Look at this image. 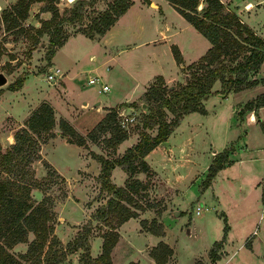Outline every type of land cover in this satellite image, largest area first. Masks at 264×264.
Masks as SVG:
<instances>
[{
    "label": "rangeland",
    "instance_id": "1",
    "mask_svg": "<svg viewBox=\"0 0 264 264\" xmlns=\"http://www.w3.org/2000/svg\"><path fill=\"white\" fill-rule=\"evenodd\" d=\"M15 1L0 0V15ZM74 1L59 0L57 6L60 12L72 6ZM114 1L87 0L82 21L63 23L65 33L74 36L67 38L64 47L57 48L51 60L45 57L50 36L43 34L37 43L32 37L35 35L34 29L52 16L51 11L40 10L45 5L44 1L32 3L29 16L22 21L30 29L29 32L6 30L0 25V72L7 77V82L0 85V155L14 142V131L44 101L55 106L57 114L68 118L81 133L86 132L96 116L101 114L96 109V101H100L99 105L103 109L104 106L122 102L114 107L124 108L135 117L124 128L128 137L115 147L110 145V133L107 132L101 134L97 142L89 140L84 145L87 157L97 162L89 167L93 172L81 171V179L84 176L91 181L76 180L80 177L77 176L78 170L86 166L87 157L83 147L54 136L56 131H61L56 120L54 137L44 146L46 158L41 154V159L24 167L19 164L2 170V177L17 180L16 184L37 181L42 185L30 187L31 199L40 201L48 196L52 199L54 234L63 246L86 224L92 226L90 235L96 233L102 237L103 244L102 235L111 224L93 219V214L100 206L99 201L107 196L101 188L98 174L94 172L100 165L95 155L108 158L121 156L128 145L138 141L140 131L146 129L156 134V126L144 128V118L153 105V101L146 98L147 90L154 84L167 87L185 83L188 73L186 67L199 52L196 39L199 45L203 41L209 43L167 0H159L158 7L155 0L151 4V0H129L130 7L120 15L111 30L114 37L112 43L108 44L109 48H105L102 41L97 42L82 34L81 30ZM251 1L254 6L249 9L245 7L248 0H231L226 4L236 11L239 18L246 19L250 24H264V0ZM259 30L264 37V30ZM174 46L178 47L182 56L180 64L174 61ZM51 68H59L60 75L49 81L46 76ZM19 75H26L24 85L17 90L9 89L8 85ZM252 75L258 79L264 78V64ZM90 77H100L101 80L89 84ZM104 84L109 86L108 90H102ZM213 89L217 93L207 98L206 113L195 111L183 116L165 140L167 143L160 142L145 156L151 173L135 174L144 182L149 181L150 187L146 198H138L134 194L136 201L144 206L143 209L138 208V216L134 218L139 221L141 230L153 234L155 242L147 246L143 257L133 252L127 239L117 230L119 239L110 253L112 264H160L152 255L160 256L161 262L166 259L163 264H264V130L261 126V122H264V107L258 113V118L254 117L255 122L249 120V110H245L243 115L238 113L247 100L264 92V82L240 92L230 91L226 95L219 92V81ZM85 101L88 105L83 108ZM75 107L79 108V112ZM172 117L167 112V119ZM224 148L231 151L229 161L231 163L234 159V163L222 175H215L211 185L204 187L209 164L216 153ZM47 161L63 174L61 178L50 180L45 166ZM21 172L22 178L19 176ZM127 177L128 173L116 166L111 181L123 186ZM69 194H72L74 202L65 204ZM82 201L85 212L80 220ZM198 205L202 211L197 214ZM68 213L73 221L78 222L73 224ZM224 219L229 225L225 237ZM141 220L146 221L145 226H142ZM70 229L71 238L65 244L61 237L68 239L67 230ZM131 233L126 229L127 235ZM34 238L35 233L30 231L28 240ZM163 241L172 252L167 254L161 246ZM216 241L222 243L216 248L220 258L212 261L209 251ZM95 243L99 244V240L94 239ZM102 244L99 253L93 250L97 256L102 252ZM27 247L28 242H20L10 250L20 253L25 252ZM77 251V257L72 255ZM82 253V248L77 249L71 254L72 257L68 254L62 264H83L80 260Z\"/></svg>",
    "mask_w": 264,
    "mask_h": 264
},
{
    "label": "trees",
    "instance_id": "2",
    "mask_svg": "<svg viewBox=\"0 0 264 264\" xmlns=\"http://www.w3.org/2000/svg\"><path fill=\"white\" fill-rule=\"evenodd\" d=\"M38 1L45 2L40 10L51 11L52 16L34 29L35 35L32 37L34 43H37L43 34L50 36L45 57L51 60L57 48L69 37L64 31L63 23L82 21L87 0H75L63 13L57 6L59 0H16L9 8L2 11L0 25L6 30L29 32L30 29L26 28L22 21L29 16L31 4ZM167 1L207 38L211 46L204 55L186 67L188 73L185 83L167 87H158L154 84L147 90L146 98L153 101V105L144 118V128L156 126V134L146 129L140 131L138 141L128 147L121 156L108 158L95 155L101 165L98 176L101 188L110 194L106 203L98 207L93 214V219L111 224L108 231L102 235L104 238L102 252L97 257H92L90 254L89 237L92 231L90 224L84 225L66 245L59 244L54 234L55 211L52 209L54 206L52 199L48 196L35 201L30 196L31 186L42 185L37 181L30 184L17 178L22 181L20 185L16 184L17 180L1 175L4 169L8 170L19 164L24 167L42 158L41 144L53 136L55 125L54 109L49 102L44 101L30 113L24 124L14 131V142L0 155V264H62L68 254L79 248L83 249L80 258L83 264H112L110 253L119 239L117 228L129 218L137 217V210L144 208L136 201L134 194H137L138 198L148 197L149 181L144 182L135 176L137 172L151 173L145 156L168 138L173 127L183 116L195 111L206 113L204 101L210 95L217 93L213 89L217 81L220 82L221 95H226L230 91L240 92L254 87L261 81L264 82V78L258 79L252 75L260 69L264 61V37L243 22L236 11L221 0ZM129 7V0H115L108 9L82 29L81 33L90 38L105 34ZM173 54L177 63H182V56L177 46L173 47ZM1 55L0 51V57ZM160 78L162 81V77ZM25 79L26 75H19L8 85V88L11 90L21 88ZM261 107H264V92L247 100L238 113L243 115L245 110H249L258 118L257 110ZM117 110L118 107H110L86 134H82L70 122L61 118L60 134L68 142L85 145L89 140L97 142L100 135L107 132L110 133L108 137L110 145L115 147L128 137L126 129L118 123ZM167 112L173 115L172 119H167ZM261 126L264 130V122H261ZM230 153L227 148L216 153L208 166L204 187H208L213 177L225 164L230 163ZM45 166L48 168L50 180L61 178L51 164L45 162ZM115 166L122 167L128 173L123 186L111 181V172ZM19 176L22 178V172ZM262 199L264 200V189ZM224 220L225 237L229 225L227 220ZM153 222H156V219H153ZM145 223V220H141L142 226H145ZM30 231L35 233V238L32 240H28ZM20 242H28L27 250L20 253L12 252L10 249ZM221 244V241L214 242V247L209 251L212 261L220 258L216 248ZM161 246L165 248L167 254L172 252L166 242H161ZM152 256L160 264L166 261L164 259L161 262L158 255Z\"/></svg>",
    "mask_w": 264,
    "mask_h": 264
},
{
    "label": "crops",
    "instance_id": "3",
    "mask_svg": "<svg viewBox=\"0 0 264 264\" xmlns=\"http://www.w3.org/2000/svg\"><path fill=\"white\" fill-rule=\"evenodd\" d=\"M152 1L153 0H151L150 1V4L152 3ZM156 2H157V4H158V2H159V0H155ZM221 1H223L224 3H228V1H231V0H221ZM169 2V1H168ZM170 3V2H169ZM248 4H251L252 6H254V2H252L251 0H248V3H247V6H245V7H247V9H249V7H248ZM144 5H146V4H144ZM159 6V4L157 5V7ZM257 9L259 8L258 6L256 7ZM257 9L255 10V12L257 11ZM249 14V13H248ZM246 18V17H245ZM185 19V18H184ZM243 22H245V23H247L256 33H258V34H260L261 35V31L259 30V29H263L264 30V24L263 23H261V22H259L258 24H250L246 19L244 20L242 17L240 18ZM186 20V19H185ZM118 21V20H117ZM116 21V22H117ZM187 21V20H186ZM115 22V23H116ZM188 22V21H187ZM115 23L109 28V30H107V32H105V34H103V35H101V36H99V37H96V38H92V39H95L97 42H103V46L105 47V48H109L108 47V44H111L112 43V41H113V39H114V37L111 35V30L113 29V27H114V25H115ZM189 23V22H188ZM190 25H192L191 23H189ZM193 26V25H192ZM194 27V26H193ZM190 28V27H189ZM195 28V27H194ZM258 28V29H257ZM196 29V28H195ZM197 30V29H196ZM198 31V30H197ZM199 32V31H198ZM200 33V32H199ZM72 36H74V35H71V36H69V37H72ZM76 36V35H75ZM262 36H263V34H262ZM69 39V38H68ZM68 39L66 40V42L68 41ZM66 42L62 45V46H60V47H64V45H66ZM196 45L197 46H199V52L195 55V59L194 60H192L191 62H193V61H196L197 59H199L202 55H204L206 52H207V50L210 48V46H211V44H210V42L207 44V43H205L204 41H203V44L202 45H199L200 43L198 42V40L196 39ZM60 47L58 48V49H60ZM58 49L56 50V52H55V54L57 53V51H58ZM106 52H108V51H105V53ZM174 61L177 63V61L175 60V58H174ZM191 62H189V63H191ZM189 63H186V64H189ZM264 63H262V65H263ZM182 66V65H181ZM59 69V68H58ZM60 71V70H59ZM96 77H98V76H96ZM90 78H92V77H90ZM100 78V77H99ZM101 80V79H100ZM99 80V81H100ZM96 82H98V81H95L94 83H96ZM88 83H89V79H88ZM94 83H89V84H94ZM24 85V84H23ZM146 86V84L144 85V87ZM65 88V87H64ZM20 89V88H19ZM210 96H212V95H210ZM209 96V97H210ZM213 96H215V95H213ZM208 97V98H209ZM207 100V99H206ZM206 100L204 101V103L206 102ZM130 101V100H129ZM123 102H125V101H123ZM126 102H128V101H126ZM50 103V102H49ZM120 103H122V102H118L117 104H120ZM51 104V103H50ZM99 104H101L100 103V101H96L95 102V105H98L97 107H96V109H97V111H100L101 112V114L100 115H97L96 116V118H95V120L93 121V124H92V126L91 127H89V128H87L86 129V132H83L82 134H86V133H88L95 125H96V123L105 115V113L107 112V110L110 108V107H114V106H116L117 104H115V105H112V106H104V109L101 107V105H99ZM52 105V104H51ZM87 105H88V102L87 101H85L84 103H83V108L84 107H87ZM53 106V105H52ZM54 108H55V106H53ZM82 108V109H83ZM262 108V107H261ZM261 108H259L258 110H257V112L259 113L260 112V110H261ZM75 110L76 111H78L79 112V108L78 107H75ZM57 109L55 108V120L57 121V123L59 122V120H60V118L59 117H61V118H63V119H66L68 122H70V120L68 119V118H66V117H64V116H60V115H58L57 114ZM189 114V113H188ZM188 114H186V115H188ZM185 115V116H186ZM184 116V117H185ZM248 116H249V120L251 121V122H255L256 121V119H254V117L256 116L255 115V113L254 112H249V114H248ZM251 119H254V120H251ZM71 123V122H70ZM71 124H73V123H71ZM76 128V127H75ZM77 129V128H76ZM78 130V129H77ZM79 131V130H78ZM80 132V131H79ZM54 136H60V137H62V138H64L66 141H67V139L65 138V137H63L62 135H60V133H59V131H56V135H54ZM54 136H51L48 140H50L52 137H54ZM47 140V141H48ZM46 141V142H47ZM46 142H44L43 144H42V146H41V149H40V153L41 154H43V158H46V156H45V153H44V146H45V143ZM68 142V141H67ZM69 143H72V142H69ZM73 144H76V143H73ZM132 144L133 143H131V145H128L126 148H128V147H130V146H132ZM76 145H78V144H76ZM80 147H83L84 148V154L86 155V151H85V146L84 145H79ZM126 148H125V150H126ZM152 151V150H151ZM216 151V150H215ZM217 152V151H216ZM213 153H214V151H213ZM148 156V155H147ZM86 157H87V155H86ZM146 158V157H145ZM98 161V160H97ZM233 161H234V159H233ZM231 162L230 164H227L226 166H224L217 174L218 175H222L223 173H224V170L225 169H227V167H229L230 165H232V163H234V162ZM49 164H51L56 170H57V172L60 174V175H62L63 176V174L52 164V163H50L49 161H47ZM88 162H89V164H88ZM99 162V161H98ZM95 163H97L96 161H94L93 159L91 160V159H89L88 157H87V163H86V166L85 167H83V168H80L79 170H78V174H77V176H80V177H77V178H79V179H76L77 181H80V182H83L84 180H90V178H84V176H83V179H81V171L82 170H88V172H93L92 170L90 171V165H95ZM100 163V162H99ZM98 170H94V172H95V174L97 173L98 174V176H99V174H100V169H101V165H99L98 164ZM116 167V166H115ZM114 167V168H115ZM113 168V169H114ZM122 168V167H121ZM113 169H112V172H111V179H112V175H113ZM123 169V168H122ZM99 172V173H98ZM217 174H216V176H217ZM122 176L121 177H123V178H125V176L123 175V174H121ZM138 178V177H137ZM140 179V178H139ZM67 180V179H66ZM73 180V179H72ZM140 180H142L143 181V179H140ZM262 180V179H261ZM261 180H259L257 183H259ZM68 181V180H67ZM91 181V180H90ZM113 182V181H112ZM68 183H69V181H68ZM73 183H75V182H73ZM91 183V182H90ZM114 183V182H113ZM211 183H212V181H211ZM70 184V183H69ZM73 185V184H72ZM121 185V184H120ZM120 185H118V186H120ZM211 185V184H210ZM71 186V185H70ZM71 188V187H70ZM105 191V190H104ZM105 193L107 194V196L105 197V198H103L101 201H99L100 203H99V205L100 206H102V205H104L105 203H106V201H107V199H108V197L110 196V194H108L106 191H105ZM72 194H69V196L65 199V204L67 203V202H69V201H72V203L74 202V200H73V196H71ZM89 197V196H88ZM87 199V198H86ZM84 201V200H83ZM83 201L82 202H80V206H82V216H80L81 217V219L80 220H82L83 218V212H85V204L83 205ZM77 202V201H76ZM100 206H98V207H100ZM202 211V209L199 211V212H196L197 214L198 213H200ZM68 216H69V218H71V222L73 223V224H75V223H77L78 221H73L72 220V217H71V214L70 213H68ZM139 221H137L136 220V218H134V217H132V218H130V219H128V220H126L125 222H123L118 228H117V230L121 233V235H123L126 239H127V241L129 242V244L131 245V247L134 249L133 250V252L135 253V254H142V256L144 257L145 255H146V249H147V246H149L150 244H152V243H154L155 242V237L153 236V234H151V233H149V232H146L145 230H141L140 229V227H139ZM126 229H129L132 233L131 234H129V235H127L126 234ZM67 232H68V235H67V237H68V239H64V238H62L61 237V240L63 241V242H65V244L67 243V241L71 238V235L70 234H72V230L70 229V230H67ZM66 232V233H67ZM94 239H98L99 240V244H97V243H95V245H94ZM102 237H100V236H97V234L96 233H94V236H91L90 235V237H89V242H90V249H91V256H93V257H96L97 256V253H99L100 251H99V248H100V245L102 244ZM164 241H166V242H168L167 241V239H165L164 238ZM97 245V246H96ZM80 249V248H79ZM96 250L97 251V253H94L93 252V250ZM75 252V251H74ZM78 252L79 251H77V253H75V254H72V255H74L75 257H77V254H78ZM71 254H69L68 256L69 257H72V255Z\"/></svg>",
    "mask_w": 264,
    "mask_h": 264
},
{
    "label": "built area",
    "instance_id": "4",
    "mask_svg": "<svg viewBox=\"0 0 264 264\" xmlns=\"http://www.w3.org/2000/svg\"><path fill=\"white\" fill-rule=\"evenodd\" d=\"M60 75V71L58 68L53 70L52 68L50 69V73L47 74L46 78L47 80H52L55 78L56 75ZM95 81H99V78H90L89 82L94 83ZM109 86L107 84H104L102 86V90H108ZM118 113V123L120 124L121 127L126 128L131 122L135 120V117L133 115H130V113L126 112V109L121 108L117 110ZM202 208L198 205L196 207V212H199Z\"/></svg>",
    "mask_w": 264,
    "mask_h": 264
},
{
    "label": "water",
    "instance_id": "5",
    "mask_svg": "<svg viewBox=\"0 0 264 264\" xmlns=\"http://www.w3.org/2000/svg\"><path fill=\"white\" fill-rule=\"evenodd\" d=\"M7 82V77L3 72H0V85H3ZM164 143H167V141H164Z\"/></svg>",
    "mask_w": 264,
    "mask_h": 264
},
{
    "label": "bare ground",
    "instance_id": "6",
    "mask_svg": "<svg viewBox=\"0 0 264 264\" xmlns=\"http://www.w3.org/2000/svg\"><path fill=\"white\" fill-rule=\"evenodd\" d=\"M252 5L251 4H248V7L250 8Z\"/></svg>",
    "mask_w": 264,
    "mask_h": 264
}]
</instances>
